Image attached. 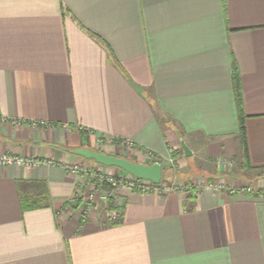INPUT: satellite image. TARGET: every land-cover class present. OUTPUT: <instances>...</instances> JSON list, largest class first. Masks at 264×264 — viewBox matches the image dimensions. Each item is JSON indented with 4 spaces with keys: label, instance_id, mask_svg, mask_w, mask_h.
I'll return each mask as SVG.
<instances>
[{
    "label": "crops",
    "instance_id": "0c3cea01",
    "mask_svg": "<svg viewBox=\"0 0 264 264\" xmlns=\"http://www.w3.org/2000/svg\"><path fill=\"white\" fill-rule=\"evenodd\" d=\"M81 148L163 175L176 151L183 189H100L82 218L98 179L64 165L110 167ZM0 152L51 161L0 167V264H264V0H0ZM28 181L45 203L23 209Z\"/></svg>",
    "mask_w": 264,
    "mask_h": 264
},
{
    "label": "built area",
    "instance_id": "2783aa9c",
    "mask_svg": "<svg viewBox=\"0 0 264 264\" xmlns=\"http://www.w3.org/2000/svg\"><path fill=\"white\" fill-rule=\"evenodd\" d=\"M13 123L15 124H20L21 121L19 120H12ZM29 126L32 127H45L48 126L49 124L46 123L43 120H33L27 123ZM112 142L116 143L121 149H127L132 146V143L130 141H125V140H117V139H112ZM98 143H102L101 140H98ZM171 152V151H170ZM151 156V155H150ZM169 162L172 164L173 160L172 158H169ZM51 164V161L44 160V159H37V158H30L26 157L23 155H18V154H13V153H6V152H0V167H5L8 165H17L21 166L24 168H33L36 166L40 165H49ZM64 168L69 171L70 173L73 174H89L92 173L95 176L98 177L99 182H105L111 186V188H116L119 186L126 187L129 189H134L140 192H156V193H165L168 191H176L179 189H183V186H178L175 184H169L163 182V179L159 183H152L148 180H143V179H138L128 173L122 174V175H117V177H114L111 173L103 172L101 173L102 169H95L91 170L87 165H81L80 163H73L70 165H64ZM214 189L216 190H222L224 188V185L222 183H215L212 185ZM229 193H235L237 191H242V192H249L250 188L246 185H242L238 188L235 187H228L227 189ZM81 196V190L77 189L76 190V198L80 199ZM89 198H93V194L89 193L85 195V201ZM88 203V202H86ZM86 207H84V210L87 211L86 209L88 208V204ZM109 218L117 219L114 217H117L115 211H111L107 213ZM112 219V220H113Z\"/></svg>",
    "mask_w": 264,
    "mask_h": 264
},
{
    "label": "water",
    "instance_id": "95a60500",
    "mask_svg": "<svg viewBox=\"0 0 264 264\" xmlns=\"http://www.w3.org/2000/svg\"><path fill=\"white\" fill-rule=\"evenodd\" d=\"M180 143L184 153L188 154L187 146L182 139L180 140ZM70 153L106 167L121 169L125 173H128L138 179L148 180L152 183H159L163 176V167L158 161L145 164L130 160L126 157L109 155L104 152L84 148L70 150Z\"/></svg>",
    "mask_w": 264,
    "mask_h": 264
},
{
    "label": "trees",
    "instance_id": "16d2710c",
    "mask_svg": "<svg viewBox=\"0 0 264 264\" xmlns=\"http://www.w3.org/2000/svg\"><path fill=\"white\" fill-rule=\"evenodd\" d=\"M232 78H233L234 91H235V97H236V105H237L238 113H239V134H240L242 144L245 147L244 115L241 110L242 98H241V91H240V79H239V71H238L236 64L233 65ZM177 155L178 153L176 151L170 152V157L172 158L173 162L175 161ZM245 166L247 167L248 165L245 163ZM23 185L26 186V191L24 190V192H23V187H24ZM18 187L20 189V201H21V205L23 209L36 208L45 203L44 196L38 197V192L41 195L45 194L44 183L42 182L33 183L29 181L21 182L18 185ZM102 187L105 189L107 188L108 190L111 188V186L108 185L107 183L103 184ZM108 201L110 204H112V200L110 198H108Z\"/></svg>",
    "mask_w": 264,
    "mask_h": 264
},
{
    "label": "rangeland",
    "instance_id": "374dc122",
    "mask_svg": "<svg viewBox=\"0 0 264 264\" xmlns=\"http://www.w3.org/2000/svg\"><path fill=\"white\" fill-rule=\"evenodd\" d=\"M119 156H122V155H119ZM78 159H81V157H79ZM73 163H80L81 165H87L86 163H84V161H82V160H78V162L77 161H75V162H70V163H68V165H70V164H73ZM162 164H163V166H164V175H163V182H165V183H169V184H174L175 183V180H176V177H175V173H170L169 171H168V167H169V161H162ZM116 168H114V167H110V168H108L107 170H104V169H102L101 171V173H105V172H107V173H111L114 177H117V175H116ZM174 171V170H173ZM124 172V171H123ZM125 173V172H124ZM97 177V176H96ZM97 179H98V177H97ZM169 180L170 181H172V182H169ZM103 184H106L105 182H99V180H96L95 182H91L90 183V187H89V190L87 191V194L89 195V193L91 194H93V198H89V199H87L86 200V202H88V203H86V204H88V206H95L97 203H98V201L101 199V192H100V189H105V188H103L102 186H103ZM99 185H101V186H99ZM109 185V184H108ZM246 186H248L249 188H250V191H251V185L250 184H246ZM106 190H108L107 188H106ZM249 191V192H250ZM74 202L76 203V205H77V207L78 206H80L81 208H80V213H81V216H82V218H87L88 217V215H89V213H88V211H89V209H86L87 211H85L84 210V207H86L87 205H85V203H83V204H81V203H79L77 200H74ZM109 202V201H108ZM110 204V203H109ZM110 206H111V204H110ZM111 211H115V213H116V215H117V217H114V218H118V216L120 215V209H118V208H113V209H108L107 210V212H106V217H107V221L109 222H111V221H114L115 219H111V218H109L107 215V213L108 212H111Z\"/></svg>",
    "mask_w": 264,
    "mask_h": 264
}]
</instances>
